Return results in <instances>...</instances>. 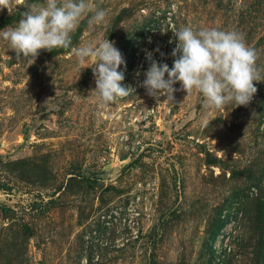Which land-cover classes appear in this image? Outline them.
Wrapping results in <instances>:
<instances>
[{
    "label": "rangeland",
    "instance_id": "374dc122",
    "mask_svg": "<svg viewBox=\"0 0 264 264\" xmlns=\"http://www.w3.org/2000/svg\"><path fill=\"white\" fill-rule=\"evenodd\" d=\"M89 2L106 22L86 13L32 65L0 38V264H264V82L221 109L140 86L146 52L171 67L182 27L243 34L264 77V0ZM44 3L16 0L0 31ZM107 39L135 91L105 104L72 49Z\"/></svg>",
    "mask_w": 264,
    "mask_h": 264
},
{
    "label": "clouds",
    "instance_id": "9594fccd",
    "mask_svg": "<svg viewBox=\"0 0 264 264\" xmlns=\"http://www.w3.org/2000/svg\"><path fill=\"white\" fill-rule=\"evenodd\" d=\"M16 6V0H0V11L8 9L13 14ZM25 8L17 26L0 31V38L9 42L17 60L29 59L31 65L43 50L69 49L71 34L86 13H92L89 26L104 23L107 17L105 9L94 7L89 0H45L44 6L28 4ZM171 32L175 41L170 43L176 45L171 52V67L153 59L152 52H146L150 66L143 73L145 79L140 86L149 96L157 100L166 96L174 101V86L179 83L187 96L194 89L200 92L206 109H221L233 101L236 107H246L252 102L258 92L254 82H264V77L256 64L257 52L245 43L243 34L215 28L194 31L191 27ZM72 51L81 65L87 62V68H92L96 87L91 93L99 94L105 104L135 91L134 87L122 84L125 74L120 68L126 64L114 42L107 39L96 46L85 45Z\"/></svg>",
    "mask_w": 264,
    "mask_h": 264
},
{
    "label": "built area",
    "instance_id": "2783aa9c",
    "mask_svg": "<svg viewBox=\"0 0 264 264\" xmlns=\"http://www.w3.org/2000/svg\"><path fill=\"white\" fill-rule=\"evenodd\" d=\"M164 58H165V57H164ZM162 59H163V55H160V60H162ZM143 62H145V61L143 60ZM160 62H161V61H160ZM163 63H167V64H169V59L166 60V58H165V60L163 61ZM149 66H150L149 61L145 62V64L142 65V67H143V71H146V70L149 68ZM143 78L145 79V76H144V75H143Z\"/></svg>",
    "mask_w": 264,
    "mask_h": 264
}]
</instances>
